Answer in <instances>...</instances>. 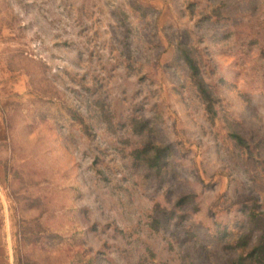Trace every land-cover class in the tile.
Masks as SVG:
<instances>
[{"label":"rangeland","instance_id":"374dc122","mask_svg":"<svg viewBox=\"0 0 264 264\" xmlns=\"http://www.w3.org/2000/svg\"><path fill=\"white\" fill-rule=\"evenodd\" d=\"M0 119L11 264H225L264 210V0H0Z\"/></svg>","mask_w":264,"mask_h":264},{"label":"trees","instance_id":"16d2710c","mask_svg":"<svg viewBox=\"0 0 264 264\" xmlns=\"http://www.w3.org/2000/svg\"><path fill=\"white\" fill-rule=\"evenodd\" d=\"M181 53L187 63V66L189 67L191 80L196 85L200 95L207 102V110L213 114L211 96L205 86V82L199 74L197 64L186 50L182 49ZM233 137L239 144H242V137L236 134H233ZM166 150V148L153 147L152 145H149L144 150V153L151 151L152 154L145 157V159L150 162V166L152 167L160 166L163 162L162 158L163 155L166 154ZM256 206L257 204H255V207L248 210L246 218L247 221L251 222V224L253 223L255 228L259 231L258 237L254 243L251 244V235L248 233L239 234V236H237L233 242L230 243V246L238 249L240 252L234 259L225 264H264V210L257 211ZM92 263L93 260L90 259L87 264Z\"/></svg>","mask_w":264,"mask_h":264},{"label":"crops","instance_id":"0c3cea01","mask_svg":"<svg viewBox=\"0 0 264 264\" xmlns=\"http://www.w3.org/2000/svg\"><path fill=\"white\" fill-rule=\"evenodd\" d=\"M3 130H5V128H3ZM1 133H2V122L0 119V142H1ZM0 150H1V146H0ZM0 170H1V166H0ZM0 264H11V260L8 257L7 248L6 246H4L2 241H0Z\"/></svg>","mask_w":264,"mask_h":264}]
</instances>
